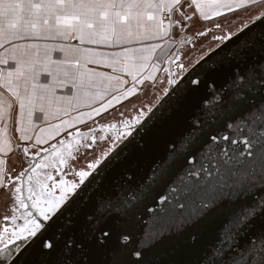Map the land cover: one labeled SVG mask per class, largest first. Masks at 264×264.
<instances>
[{"label":"snow or ice","instance_id":"obj_1","mask_svg":"<svg viewBox=\"0 0 264 264\" xmlns=\"http://www.w3.org/2000/svg\"><path fill=\"white\" fill-rule=\"evenodd\" d=\"M0 50V264H264V0H0Z\"/></svg>","mask_w":264,"mask_h":264},{"label":"water","instance_id":"obj_2","mask_svg":"<svg viewBox=\"0 0 264 264\" xmlns=\"http://www.w3.org/2000/svg\"><path fill=\"white\" fill-rule=\"evenodd\" d=\"M190 34L191 33H188V35H190ZM196 39H203V38H196ZM172 46L178 47L177 50H180L181 47H182L179 43H175ZM172 46H171V50L175 51V49H172ZM191 48H193V44L192 43H188L187 44V49L186 50H182V54L180 52L181 59H183V52L187 51L188 49H191ZM198 55H199V52H195L193 54L194 57H198ZM171 68H172L173 71L177 70L174 65H171ZM158 75H162V73H158ZM0 91L3 92V90H1V89H0ZM150 98L151 97H148L147 99H150ZM54 122H58V121H54ZM36 135L41 136L42 139H48L52 135V132H51L50 129L48 131H45V132H40V128H37L36 131H35L34 139L32 141L33 143H34ZM6 139L7 140H11L12 138H9L8 132H7V135H6L4 122L0 121V160H11V163L8 164L7 167L11 168L13 165H15L16 166V171L18 172V171L21 170V168H20L21 160H23L24 166L27 165V160L24 159L23 153L20 152L16 148V141H13V143L11 145L13 151L9 152L8 151V147L5 144ZM54 142H55L54 140H50L49 141V143H54ZM19 143H21L22 145H26L28 147H31V143L30 142H22V141H20ZM158 146L162 150L163 149V142L161 141ZM38 147L47 148L48 144H43V145H40ZM5 153H7V155H5ZM4 168H5V165L4 164H0V172H2ZM5 203H6L5 202V198L3 196H0V212H2L4 210ZM170 248H171V245L164 246V248L161 251L160 256L158 257V259L164 261L165 264H170V262H172V261H180V260L184 259V257L182 255H180L179 253H177L176 255H172L170 253Z\"/></svg>","mask_w":264,"mask_h":264},{"label":"crops","instance_id":"obj_3","mask_svg":"<svg viewBox=\"0 0 264 264\" xmlns=\"http://www.w3.org/2000/svg\"><path fill=\"white\" fill-rule=\"evenodd\" d=\"M193 31H195V26L193 27ZM187 46L186 45H183L182 47H185ZM181 47V49H182ZM172 49H175V51L178 49V47L176 46H172ZM181 49H180V52H181ZM0 56H2V50H0ZM124 63L123 59H121V65ZM0 67H3V65H0ZM90 67H96L95 65H90ZM99 71H105V72H108V73H111V69H103V68H99L98 69ZM0 83H2V80H0ZM110 86L109 85V82L108 81H101L98 85V90L99 91H104L105 89V86ZM1 90L4 91L3 88H0ZM2 92V91H0ZM66 105L61 103L60 107H65ZM54 122V121H53ZM19 126V125H17ZM24 128L26 129V134L27 135H30V136H33V139H34V135H35V131L37 128H45L46 125L40 123V122H34V123H29L28 122V118H27V115L25 114V118H24V124H23ZM8 129L10 130L9 132V138H12L13 136L15 137H19L20 133L19 132H13V125L11 122H8ZM8 131V130H7Z\"/></svg>","mask_w":264,"mask_h":264},{"label":"flooded vegetation","instance_id":"obj_4","mask_svg":"<svg viewBox=\"0 0 264 264\" xmlns=\"http://www.w3.org/2000/svg\"><path fill=\"white\" fill-rule=\"evenodd\" d=\"M175 66V65H174ZM24 155V154H23ZM32 157V153H30L28 156H25L24 155V159L27 160V165L30 164V163H36L37 161H39L41 159V157H35V158H31ZM26 165V166H27ZM47 172H52L53 173V176L54 178L58 179V175L55 173V171L52 169V168H47V169H37V173L38 175L34 176L33 177V183H35V181L37 179L41 180V181H44V176ZM26 179V177H25ZM46 183L49 184V186H51V183L52 181H44ZM24 196L26 197L27 196V192L25 191L24 192Z\"/></svg>","mask_w":264,"mask_h":264},{"label":"rangeland","instance_id":"obj_5","mask_svg":"<svg viewBox=\"0 0 264 264\" xmlns=\"http://www.w3.org/2000/svg\"><path fill=\"white\" fill-rule=\"evenodd\" d=\"M186 49H187V46H185V47H182V49H181V54H182V50H186ZM181 54H180V55H181ZM7 132H8V135H9V132H10V130L8 129V131H7ZM22 142H24V141H22Z\"/></svg>","mask_w":264,"mask_h":264}]
</instances>
